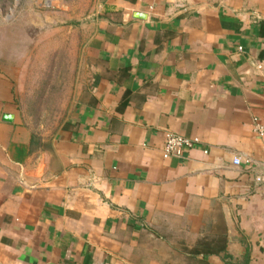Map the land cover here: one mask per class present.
Here are the masks:
<instances>
[{
    "label": "crops",
    "instance_id": "crops-1",
    "mask_svg": "<svg viewBox=\"0 0 264 264\" xmlns=\"http://www.w3.org/2000/svg\"><path fill=\"white\" fill-rule=\"evenodd\" d=\"M86 26L51 132L0 66V264H264V0H104Z\"/></svg>",
    "mask_w": 264,
    "mask_h": 264
},
{
    "label": "rangeland",
    "instance_id": "rangeland-1",
    "mask_svg": "<svg viewBox=\"0 0 264 264\" xmlns=\"http://www.w3.org/2000/svg\"><path fill=\"white\" fill-rule=\"evenodd\" d=\"M103 1L0 0V66L43 133L63 123L85 87L83 28Z\"/></svg>",
    "mask_w": 264,
    "mask_h": 264
},
{
    "label": "built area",
    "instance_id": "built-area-1",
    "mask_svg": "<svg viewBox=\"0 0 264 264\" xmlns=\"http://www.w3.org/2000/svg\"><path fill=\"white\" fill-rule=\"evenodd\" d=\"M254 131L257 135L264 137V125L260 124L258 121L255 122ZM189 146H191V142L188 138L168 132L165 135V142L163 145V157H180L184 152V148ZM240 162V158L234 159L235 164H239ZM245 162L247 164H251L252 160L246 159ZM261 179V176H256V181H260Z\"/></svg>",
    "mask_w": 264,
    "mask_h": 264
},
{
    "label": "water",
    "instance_id": "water-1",
    "mask_svg": "<svg viewBox=\"0 0 264 264\" xmlns=\"http://www.w3.org/2000/svg\"><path fill=\"white\" fill-rule=\"evenodd\" d=\"M136 17H140L141 18V17H143V14L137 13Z\"/></svg>",
    "mask_w": 264,
    "mask_h": 264
}]
</instances>
